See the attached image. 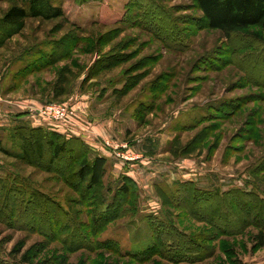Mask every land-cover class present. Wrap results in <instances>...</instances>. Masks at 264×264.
<instances>
[{"label": "rangeland", "instance_id": "1", "mask_svg": "<svg viewBox=\"0 0 264 264\" xmlns=\"http://www.w3.org/2000/svg\"><path fill=\"white\" fill-rule=\"evenodd\" d=\"M56 1L67 20L28 19L24 30L0 48V146L20 150V141L11 136L20 124L53 125L67 137H81L92 158H106L105 202L98 208L92 201L83 203L80 178L69 175L68 181L61 173L65 159L51 172L47 157L37 162L41 165H30L0 151L1 183L44 195L34 215L21 210L14 217L21 220L27 213L21 222L11 221L0 206V259L20 264L11 251L24 245L41 264H264V248L255 243L257 226L223 234L193 216L191 209L206 207L203 199L197 208L195 194L186 198L178 190V182L188 180L205 190L246 187L264 192V42L252 36H263L264 28L232 34L209 28L195 0H155L152 6L147 0H131V5L130 0ZM8 5L0 0V9ZM154 8L160 10L152 13ZM172 27L179 28L176 38L187 46L165 42ZM50 52L52 59L58 57L55 62L51 56L46 59L44 53ZM32 62H37L36 71L22 76ZM62 89L65 93L56 96ZM55 104L66 108L67 121L45 116ZM102 127L109 132L103 146L108 148L109 140L118 152L133 157L117 159L137 165H131L134 193L101 228L100 221L115 210L108 205L124 181L122 168L87 142L86 130L101 133ZM91 135L101 140L99 134ZM229 200L227 204L241 200L248 201L246 208L252 205L245 196ZM49 201L70 213L58 223L70 219L79 226L67 241L55 238L52 225L58 216L53 207L48 213ZM95 210L103 218L94 220ZM259 212L264 219V203ZM46 213L49 221L43 219ZM228 219L231 227H239L236 217ZM170 224L212 253L181 263L159 255L131 257L152 247L158 231ZM75 233L86 245L71 250Z\"/></svg>", "mask_w": 264, "mask_h": 264}, {"label": "trees", "instance_id": "2", "mask_svg": "<svg viewBox=\"0 0 264 264\" xmlns=\"http://www.w3.org/2000/svg\"><path fill=\"white\" fill-rule=\"evenodd\" d=\"M7 1H9L8 7L4 10L0 9V48L13 38V36L24 30L28 19H41L44 21L55 19L67 20L62 4L56 0ZM87 1L90 0H77L78 3H84ZM195 2L197 8L201 10L203 19L206 21L209 28L219 29L227 34L242 33L243 31L249 30L255 26H261L264 28V0H195ZM129 3V5H131V0ZM152 3H155V0H147V4H150L149 6H152ZM157 10H160V8H154L152 13H155ZM158 19L161 20L162 15H160ZM74 28L81 31L80 27L74 25ZM178 30L179 28L175 30L174 27H172L171 30L166 32L165 35L167 34L170 36L165 38V42L167 41L168 43L172 40L176 42L177 46H187L185 41H182L180 38H176L180 37ZM252 36L257 40L264 42V35L260 36L256 33V35ZM44 54L47 60L50 56V60L53 58V53L51 52ZM59 58H63V56H60ZM52 60L53 62L56 61L55 59ZM34 62L22 69L24 70L23 72L21 71V73H23L22 76H27L28 74L36 71L35 65L37 62ZM64 93L65 90L62 89V91L57 93L56 96H60ZM11 136L12 139L20 141V150L11 151L6 147L0 146V151H3L9 156H15L30 165H37L39 164L37 162L47 157L49 165L46 167V170L51 172L56 171L55 165L57 162L63 159L67 160L68 163L65 167L63 166L61 173L64 178L68 179V181L70 180L69 175L80 178L77 182V189L81 186L82 189L84 188L83 203H89L92 201L97 206L96 208L104 204L105 196L103 190L105 188V184L102 176L106 165V158L103 156L92 158L89 155V145L81 137H67L60 133L58 128L55 126L50 125L46 127L41 124L16 125L12 128ZM123 179V183L113 194L112 202L108 205L109 209L115 207V210L113 214L109 211L107 212L106 217H104L98 225L101 228L118 216V208L120 206L118 204H127L129 197L134 193L135 180L127 174L124 175ZM18 180L19 179L17 178L14 181L16 183H21V181ZM178 184V190L181 191L183 196L186 198H189L194 194L197 197H200L198 200L195 195L193 196L195 199L194 206L198 205L197 203L198 201L201 202V199L204 200L202 202L206 207H203L202 210L197 206L196 207L199 208V210L196 209V211H194L191 209V212L196 219L209 222L211 225L216 226L220 232L228 235L237 234L250 225L257 226L259 231L256 234L255 243L260 248H264V219H261V216L259 215L261 204L264 203V192H260L256 188L247 189L246 187L243 189L232 187L227 190L217 188L213 190H205L196 186L194 181L188 180L180 181ZM27 189L28 190H23L21 187L13 185L9 186L7 182L1 183L0 180V206L2 205V208H5L7 212H9L8 214L11 221L15 220L14 217L19 215L21 210H25L27 213L29 212L28 214H33L35 207L40 206L39 200L41 199L39 196L44 195L31 190L30 187H27ZM191 192L193 193L191 194ZM119 196L122 198L118 203L117 200H119ZM233 196H237L238 199H241L242 196L251 199V207L246 208L245 203L248 201L243 203L241 200L236 201L234 204H227V200L230 201L229 198ZM2 199H4V201H1ZM57 203L58 202L55 201H49L47 211L49 209L48 213H50L53 209H55L54 213L58 216L56 222L52 225L53 231L57 230L55 231V238L59 236L62 240L67 241L68 236L73 237L74 234L72 235V233L75 232V228L79 230V226L76 225L77 222L72 223V220L70 219H68L69 223L67 221V224L62 225V223H58L63 222L64 220H62V217H69L70 213L68 210L64 209L62 205ZM50 207H53V209ZM220 207L223 208L221 213L219 211ZM29 208L32 209L29 210ZM129 209L127 208L123 210ZM238 210H240L241 215L244 216L245 219L242 220ZM95 212L96 217L94 220L97 221L103 218V216L98 214L96 210ZM27 213H22L21 220L25 219L26 216H29ZM48 213H46L43 217L46 221H49ZM231 216L238 219L240 224L238 228L231 227L232 224L228 223L230 221L228 218ZM18 220L21 222L20 219L15 221L17 222ZM167 227H165L166 231H162V229L158 231L160 233L156 236V243L152 247L141 253L131 254V257L143 259L159 255L173 263H181L197 262V259L204 258V256H208L212 253L209 250H206L204 246L200 244V246L197 245L186 232L178 228L176 225L170 224ZM70 229L71 231L69 233L68 231ZM53 231L52 236L55 234ZM79 234L80 233H75V242H71L74 247H70L71 250L81 248L86 245V243L82 241ZM98 242L100 244H105V242ZM108 244L113 248L111 243ZM23 248L24 245L14 248L11 251L12 253L19 255L20 264H41L39 262H34L37 255L31 254L32 252L30 250H23ZM0 264L10 263L0 259ZM238 264H243V262L240 260Z\"/></svg>", "mask_w": 264, "mask_h": 264}, {"label": "crops", "instance_id": "3", "mask_svg": "<svg viewBox=\"0 0 264 264\" xmlns=\"http://www.w3.org/2000/svg\"><path fill=\"white\" fill-rule=\"evenodd\" d=\"M23 115H26L25 113L24 114H21V115H19V114H17V117H22ZM29 115V114H28ZM35 116H36V114H34ZM92 132L93 133H96V134H99L100 135V137H101V140L98 138V136L97 137H94L93 135H91L92 134ZM101 133H98V132H95V131H93V130H90V129H88V130H86V132L84 133V134H86V135H89V136H87L86 138L88 139V143L89 144H91V145H97V147H98V149L100 150V151H102V152H104V154H106L108 157H110L111 158V160L115 163V165H116V167L115 168H122V170H123V173L122 174H124V175H129V176H135V173H131V165L132 164H134L135 163V161L134 162H126V163H124L125 161H121V160H119V159H117L116 157H115V155L113 154V152H114V150L112 149V148H105L104 146H103V144H102V140L103 139H107V137L109 136V132H108V128L106 129V127L104 128V127H102V130L100 131ZM75 133H77V132H75ZM74 133V134H75ZM91 133V134H90ZM137 163V162H136ZM135 163V164H136ZM137 165V164H136ZM119 166V167H118ZM136 178H137V176H136Z\"/></svg>", "mask_w": 264, "mask_h": 264}, {"label": "built area", "instance_id": "4", "mask_svg": "<svg viewBox=\"0 0 264 264\" xmlns=\"http://www.w3.org/2000/svg\"><path fill=\"white\" fill-rule=\"evenodd\" d=\"M50 109L46 110V114L45 116L48 117L49 119H51L52 121H55V122H63V121H67V120H64V115L66 113V108L64 106H60V105H54V106H50L49 107ZM105 146H108L109 147H112L114 152L113 154L115 156H119V155H122L123 157H125L127 160L133 158L132 156H129V155H124V154H121L120 152H118L115 147L113 146V143L110 142L109 140H106L105 141Z\"/></svg>", "mask_w": 264, "mask_h": 264}]
</instances>
